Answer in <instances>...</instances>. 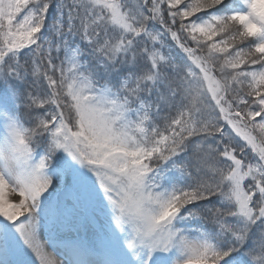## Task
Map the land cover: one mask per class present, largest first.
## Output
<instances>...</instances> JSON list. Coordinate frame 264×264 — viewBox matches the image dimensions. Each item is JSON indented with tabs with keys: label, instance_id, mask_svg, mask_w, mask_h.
Wrapping results in <instances>:
<instances>
[{
	"label": "snow or ice",
	"instance_id": "obj_1",
	"mask_svg": "<svg viewBox=\"0 0 264 264\" xmlns=\"http://www.w3.org/2000/svg\"><path fill=\"white\" fill-rule=\"evenodd\" d=\"M0 264H264V0H0Z\"/></svg>",
	"mask_w": 264,
	"mask_h": 264
},
{
	"label": "rangeland",
	"instance_id": "obj_2",
	"mask_svg": "<svg viewBox=\"0 0 264 264\" xmlns=\"http://www.w3.org/2000/svg\"><path fill=\"white\" fill-rule=\"evenodd\" d=\"M49 250H51V249H49Z\"/></svg>",
	"mask_w": 264,
	"mask_h": 264
}]
</instances>
